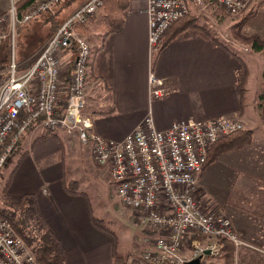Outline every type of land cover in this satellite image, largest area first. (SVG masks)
I'll use <instances>...</instances> for the list:
<instances>
[{
  "label": "built area",
  "instance_id": "1",
  "mask_svg": "<svg viewBox=\"0 0 264 264\" xmlns=\"http://www.w3.org/2000/svg\"><path fill=\"white\" fill-rule=\"evenodd\" d=\"M20 1L10 0L9 9L0 15V46L5 45L7 58V79L0 86V176L28 130L41 128L55 131L53 134L66 131L90 147L94 162L108 168L123 205L135 212L142 227L152 230L153 250L138 256L141 264H185L201 260L206 254L217 258L221 248L217 241L203 242L212 238L226 239L236 248L244 246L230 219L218 211L219 206L211 204L214 208L210 211L196 197L197 175L204 168L212 145L243 130L238 116L176 122L168 130L159 131L149 112L122 141L105 139L94 131L91 117L83 112L90 44L77 32L98 17L102 0H86L66 17L27 68L22 65L31 58L22 63L17 59L18 29L39 14L51 12L63 0H35L28 11L19 15ZM214 1L231 16L246 12L252 2ZM187 5L188 0H147L151 51L157 50L171 26L188 14ZM66 51L74 54L71 67L60 59ZM148 85L151 96H161V79L149 75ZM62 95H68L63 107ZM200 237L202 241H198ZM190 245V255L182 254ZM0 264H37L10 222L2 219Z\"/></svg>",
  "mask_w": 264,
  "mask_h": 264
},
{
  "label": "crops",
  "instance_id": "2",
  "mask_svg": "<svg viewBox=\"0 0 264 264\" xmlns=\"http://www.w3.org/2000/svg\"><path fill=\"white\" fill-rule=\"evenodd\" d=\"M193 1L188 2V13L198 15L204 2L196 4ZM60 4L63 6L65 2ZM146 6L147 0H128L123 29L105 39L99 50L100 33L91 30L88 35H83L95 53L87 77L90 80L89 95L85 94L84 108L89 107V112L84 111V114L91 117L94 131L107 140L120 142L149 112L159 131L168 130L176 122L208 121L236 114L246 129L250 124L259 129L257 133L249 129L253 132L249 146L225 153H238L232 158H237L239 168L227 166V176H264V123L259 117L260 124L257 125V116L252 123L251 112L240 111L236 91L238 61L193 30L183 32L163 49H158L159 52L151 51ZM9 7L10 0H0V15ZM56 8L46 14L52 15ZM69 13L66 12L61 21ZM92 22L89 21L87 26L91 27ZM155 51L158 53L154 60ZM60 59L63 63H70L65 65L71 67L74 54L66 51ZM149 75L163 81L160 97L151 96ZM67 85L64 84V90ZM43 133L40 128H33L21 137L11 162L1 174L0 190L7 181V195L14 202L26 195L35 197L46 227L60 242L63 264H112L111 240L92 225L86 197L70 195L64 190L65 155L72 152L77 140L57 132L36 141ZM77 145L82 144L78 142ZM216 162L205 166L197 180L198 176H214ZM241 165L245 168L241 169ZM257 193L264 197V190L257 189ZM229 218L242 241L264 244L261 230L254 233L234 214ZM248 254L246 248H239L235 263L248 264ZM204 259L207 260L204 263L210 262L207 257L201 261Z\"/></svg>",
  "mask_w": 264,
  "mask_h": 264
},
{
  "label": "rangeland",
  "instance_id": "3",
  "mask_svg": "<svg viewBox=\"0 0 264 264\" xmlns=\"http://www.w3.org/2000/svg\"><path fill=\"white\" fill-rule=\"evenodd\" d=\"M63 1L65 2L63 8L56 12V7L58 6L57 5L53 13V15L59 21L58 25L64 20L63 19L61 21L63 15H65L66 12L70 11V13L67 15L68 17L86 0ZM188 2L190 3V0H188ZM76 4H78V6L74 8ZM203 5L204 7L202 6V9L200 8L199 12H197L199 16L193 14V16H195L197 19V24L211 32L210 34L215 37L220 44L225 45L229 50L235 53L237 57H240L249 67L244 109L251 112L252 123L255 122L254 117L257 116L256 123L258 125L260 124L259 117H261L260 95L264 92V56L260 52L254 51L250 47V45H244L234 39L231 36L230 32L231 29L236 26L242 15H244L247 11L252 10L254 13V17L247 24V26L242 29V32L246 35L255 34L264 38V0H252L249 9L246 12L236 16L225 14L217 6L218 9L224 13H222V17H218L215 14L213 15V10L207 8V5L205 3ZM51 16L52 15H47L46 13L39 14L31 22H29L27 25L28 33L21 36L23 40L21 45H18L19 34L17 35L16 51L18 57L20 55L27 54L28 52H30V50L36 51L37 48L53 33H49L48 29L50 26V22L48 23V21L46 20ZM169 30L166 32L164 38L167 36ZM19 31L20 28L18 29L17 33H19ZM32 43H34L33 48H27V45ZM89 50L90 55L86 65V82L84 89L85 94L88 93V84L90 83V80L87 79V77H89V68L94 60L95 54L91 44L89 45ZM157 51H155L154 53V60L156 58ZM238 76L240 77V75ZM247 87L249 88L248 92ZM63 96L64 95H62L61 98H63ZM61 101L62 99L60 100V103ZM84 111L89 112V107H87L86 110L83 109V112ZM243 126V130L246 129V126ZM247 127L256 133L259 129L253 126V124L247 125ZM30 130H28L27 132H29ZM42 131L49 132V130ZM54 132L50 131L52 135ZM59 132L65 133L66 131L64 132L60 130ZM65 134L71 137V139L77 140L79 144H81L76 136H70L67 133ZM77 141H74L75 147L73 148L72 152H67V155H65L66 158L64 160L65 162L63 166L64 182L68 183L70 181H75L78 183L79 190L86 196L93 216H95V218L99 220L101 224L103 222L104 227L108 229L109 233L115 235L119 239L118 248L120 255L129 263L141 264L140 261H138V256H142L143 253L153 250L155 236L152 233V230L142 227L135 217V212L123 205V202L117 195L115 184L110 180L108 168L105 166L97 165L93 160L90 147L83 144L78 147ZM87 147L89 148L91 158L87 153ZM233 154H236L235 156H237L238 153L235 152L225 154L221 157V159H219V161L216 162V164L214 165V176H202L201 178L200 176H198L196 197L201 202V204L208 205L210 211L214 208V205H211L214 202L216 206H219L217 207L219 209L218 211H221L222 214H224L228 218L229 216L231 217V215L234 214L241 222L248 224L250 230L255 231L254 233L258 234V231L261 230V241H264V197L259 196L257 193V189L264 190V176H227V166L231 168L233 166H236L237 168H239L237 158H232ZM11 160L12 158L7 163L5 168L11 162ZM247 164L251 165L250 163ZM240 168L244 169L245 166L241 165ZM4 169L2 170V172L4 171ZM234 173L236 174V172ZM242 183L244 186H242ZM202 187L205 190L202 189ZM206 194L208 195V199L206 198ZM203 201L208 202L205 203ZM0 205H2V200H0ZM220 207L223 210H221ZM259 224L261 226H259ZM220 239L223 238H218L216 240L215 238L203 240V238L200 237L198 241L203 240L204 243L206 241H210L213 243L217 241V243L221 246V244L219 243ZM242 242L244 243V246L241 247L246 248V250L249 251V254L246 256L248 257V264H264V244L254 245L247 244L244 241ZM146 245L147 249L145 250L144 248L146 247ZM234 248L236 255V252L239 250V248H236L235 246ZM221 249L222 246L217 258H212L209 256V254L204 256L209 258L208 260L210 262L208 263L212 262L214 264H223V262L221 261ZM191 250L192 249L190 245V248L187 251H184L182 254H186L187 256H189ZM205 260L206 259H204L203 262L201 260L200 261L202 262V264H208L204 263Z\"/></svg>",
  "mask_w": 264,
  "mask_h": 264
},
{
  "label": "trees",
  "instance_id": "4",
  "mask_svg": "<svg viewBox=\"0 0 264 264\" xmlns=\"http://www.w3.org/2000/svg\"><path fill=\"white\" fill-rule=\"evenodd\" d=\"M35 2V0H21L17 4L18 14L21 15L28 11L30 6ZM103 8L99 13L98 17L93 20L91 27L82 26L78 28L77 32L80 35H88L89 31H94L96 33L101 34V46L98 48L101 49L105 39L109 36L119 33L124 27V14L128 9V0H102ZM207 5V8L213 10V15L220 17L224 13L218 9L217 4L214 0H202V3ZM63 6L58 5L57 11L62 9ZM55 12V13H56ZM223 13V14H222ZM222 17V16H221ZM254 17V13L252 10L247 11L242 17L239 19L238 23L234 28L231 29V36L244 45H250V47L256 51L260 52L264 56V38L255 34L246 35L242 32L247 24ZM49 26V33L53 32L57 26L59 21L52 14L51 17L46 19ZM45 20V22H46ZM28 26H23L19 31V43L21 45L23 40L21 36L28 33ZM187 30H194L198 35L205 38L209 41L213 46H218L224 51L228 52L231 56H233L239 65V74L238 80L236 82V91L239 96V107L240 111L244 109L245 102V92H246V84L248 78V67L245 62L235 55L231 50H229L225 45L220 44L215 37H213L207 29L197 24V19L192 14H187L183 18L176 21L169 30L167 36L163 39L161 45L159 46V50L163 49L170 42L176 39L180 34ZM34 43L28 44L27 48H33ZM42 45V44H41ZM41 45L37 48L36 51L30 50L25 55H20L17 59L20 63L28 60V63L25 62L22 65V68H27L34 62L38 50ZM17 52V51H16ZM159 52V51H158ZM157 52V53H158ZM5 45L0 46V86L7 79L6 76V66H7V58L5 59ZM261 100V120L264 123V92L260 95ZM68 95H64L60 105L63 107L67 102ZM52 135V133L44 132L37 139L44 138L46 136ZM54 135V134H53ZM253 132L249 129L241 130L237 133H234L230 136H227L218 142H216L210 148L207 156V161L205 166H208L214 162H216L223 154L231 151H238L247 146H249L252 142ZM17 166V164H16ZM204 166V167H205ZM109 173V171H108ZM110 176V174H109ZM1 177V176H0ZM7 185L6 181L2 189L0 190V196L2 200V205H0V219L7 220L10 222L11 227L13 228L15 234L23 241L28 249L33 253L35 261L37 264H63L64 258L60 246V242L54 237V235L48 230L44 220L38 212L36 199L33 195L23 196L19 201L14 202L7 195ZM64 190L66 193L70 195H83L80 190L78 183L75 181H70L68 183L63 182ZM86 197V196H85ZM90 211V220L92 225L107 234L111 240L112 244V264H136L129 263L125 258H123L119 253V239L109 233L108 229L104 227L103 222L100 223L99 220L93 216L91 209ZM219 243L222 246L221 252V261L223 264H236L235 263V248L232 243L226 241L225 239H220ZM214 264V263H208Z\"/></svg>",
  "mask_w": 264,
  "mask_h": 264
},
{
  "label": "water",
  "instance_id": "5",
  "mask_svg": "<svg viewBox=\"0 0 264 264\" xmlns=\"http://www.w3.org/2000/svg\"><path fill=\"white\" fill-rule=\"evenodd\" d=\"M185 264H202V262L200 261V259H196V260H192L190 262H187Z\"/></svg>",
  "mask_w": 264,
  "mask_h": 264
}]
</instances>
